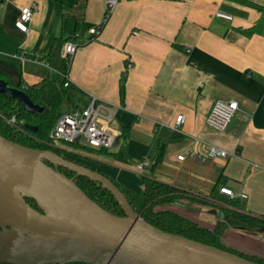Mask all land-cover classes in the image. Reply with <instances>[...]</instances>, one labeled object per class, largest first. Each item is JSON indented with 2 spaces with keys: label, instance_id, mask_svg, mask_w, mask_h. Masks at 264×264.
I'll return each instance as SVG.
<instances>
[{
  "label": "crops",
  "instance_id": "crops-1",
  "mask_svg": "<svg viewBox=\"0 0 264 264\" xmlns=\"http://www.w3.org/2000/svg\"><path fill=\"white\" fill-rule=\"evenodd\" d=\"M106 1L86 0L78 23V0H5L4 81L15 88L55 82L48 54L57 41H74L67 74L74 104L91 97L108 103V126L119 134L107 154H83L85 165L138 194L145 176L214 197L217 205L179 199L164 207L211 229L224 207L264 217V0H115L105 19ZM23 7L33 12L27 33L14 26ZM100 25L96 37L88 33ZM216 100L238 104L221 132L206 123ZM178 115L184 117L180 130H169ZM124 129L128 137L122 141ZM173 133L179 137L168 139ZM161 139L167 140L165 153L152 167ZM208 147L227 157L208 156ZM142 161L148 166L139 175L135 166ZM220 186L235 197L221 195ZM221 242L264 258V233L228 229Z\"/></svg>",
  "mask_w": 264,
  "mask_h": 264
},
{
  "label": "water",
  "instance_id": "water-1",
  "mask_svg": "<svg viewBox=\"0 0 264 264\" xmlns=\"http://www.w3.org/2000/svg\"><path fill=\"white\" fill-rule=\"evenodd\" d=\"M0 95L20 102L28 113L43 111L2 79ZM59 167L106 189L123 217L94 204ZM25 198L33 200L38 210ZM66 263L257 264L164 233L141 219L104 175L51 151L27 148L0 136V264Z\"/></svg>",
  "mask_w": 264,
  "mask_h": 264
},
{
  "label": "trees",
  "instance_id": "trees-1",
  "mask_svg": "<svg viewBox=\"0 0 264 264\" xmlns=\"http://www.w3.org/2000/svg\"><path fill=\"white\" fill-rule=\"evenodd\" d=\"M4 1L5 0H0V4ZM85 2L86 0H78L75 8L76 13L74 16L78 23L82 19ZM100 26L102 28L103 25ZM64 43L66 42L57 41L48 54V66L57 73L55 82L44 79L37 86H28L26 88L22 86L16 87L27 96L30 102L42 107V112L28 113L22 108L20 102L9 96L0 95V136L14 144L27 148L51 151L68 161L94 170L82 163L83 158H86L83 154L105 155L108 153V149H95L74 143L65 144V147L72 151L64 152L63 150L60 151L53 148L50 145L48 137L55 122L59 106L64 99L71 97L69 89L64 87L71 60L61 56V49ZM0 79L4 80L1 74ZM8 86L11 87L9 84ZM122 94L123 88L121 87L120 95ZM12 117L16 120V126H11L6 122V120ZM27 125L36 126L37 129L31 131L27 128ZM127 137L128 131L124 129L121 132L120 138L124 141ZM178 137L179 135L173 133L169 135L168 139H177ZM166 142V139H161L157 143L152 167L161 162L165 153ZM46 164L48 165V163ZM58 171L66 178L72 180V182L102 210L114 216L123 217V212L114 197L98 183L92 182L85 177L75 175L61 167L58 168ZM107 178L123 194L132 210L139 215L141 219L156 229L167 234L181 236L198 243L227 251L253 263L264 264V258L241 252L221 242L224 232L228 229L241 230L246 233H259L260 230L264 228V217L249 215L236 208L224 207L220 209L221 217L217 220L214 228L211 229L164 207L179 199H187L204 205H217L218 200H215L214 197L206 198L198 194L185 192L169 184L159 182L152 177L145 176L141 177L143 189L142 193L138 194L121 186L114 179L110 177ZM25 201L28 205L38 210L33 200L25 198Z\"/></svg>",
  "mask_w": 264,
  "mask_h": 264
},
{
  "label": "built area",
  "instance_id": "built-area-1",
  "mask_svg": "<svg viewBox=\"0 0 264 264\" xmlns=\"http://www.w3.org/2000/svg\"><path fill=\"white\" fill-rule=\"evenodd\" d=\"M115 0H107L105 3V19H107L110 12L113 10ZM32 9L30 7H23L20 10L19 17L14 23L16 29L22 33H27L28 24L32 17ZM215 16L218 18L230 20V16L223 13L216 12ZM101 31V26L89 29L88 33L96 37ZM77 43L74 41L66 42L62 46L61 56L65 59H71ZM70 86L68 79L64 83V87ZM238 110V104L234 100L222 101L216 100L206 118V123L209 127L224 131L231 121L232 117ZM113 116L112 107L103 101L91 97L87 104H74L71 110L55 120L52 129L49 132L50 145L64 152H70L71 149L65 147V144H82L84 146L95 149H111L117 142L119 134L112 131L108 124ZM7 124L16 126L14 117L6 120ZM184 122V117L178 115L169 130L178 132L181 124ZM207 155L210 157H227L225 151L208 147ZM183 156L177 157L178 160H183ZM148 166L147 161H142L135 166V171L139 175ZM218 192L221 195H226L233 199L235 194L233 191L225 186L218 187ZM240 198H245V195H240Z\"/></svg>",
  "mask_w": 264,
  "mask_h": 264
},
{
  "label": "rangeland",
  "instance_id": "rangeland-1",
  "mask_svg": "<svg viewBox=\"0 0 264 264\" xmlns=\"http://www.w3.org/2000/svg\"><path fill=\"white\" fill-rule=\"evenodd\" d=\"M75 101L78 102V100L75 98L74 94L72 93H71V97L64 99L58 108L55 120L61 117L62 115L68 113L71 110V107L73 106ZM109 126L112 128V123L109 124ZM82 163L85 164L83 161Z\"/></svg>",
  "mask_w": 264,
  "mask_h": 264
},
{
  "label": "flooded vegetation",
  "instance_id": "flooded-vegetation-1",
  "mask_svg": "<svg viewBox=\"0 0 264 264\" xmlns=\"http://www.w3.org/2000/svg\"><path fill=\"white\" fill-rule=\"evenodd\" d=\"M44 162H45V164H46V161H44ZM48 165H50V164H48ZM50 167H51V168H53V166H52V165H50Z\"/></svg>",
  "mask_w": 264,
  "mask_h": 264
}]
</instances>
